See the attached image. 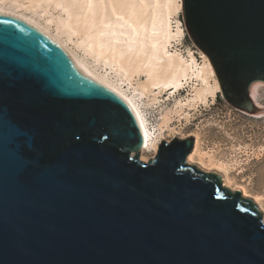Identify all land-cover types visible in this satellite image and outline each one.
I'll return each mask as SVG.
<instances>
[{
	"label": "water",
	"instance_id": "95a60500",
	"mask_svg": "<svg viewBox=\"0 0 264 264\" xmlns=\"http://www.w3.org/2000/svg\"><path fill=\"white\" fill-rule=\"evenodd\" d=\"M182 16L222 97L256 115L264 0H182ZM0 133V264H264L262 212L187 163L193 137L142 162L130 106L4 15Z\"/></svg>",
	"mask_w": 264,
	"mask_h": 264
},
{
	"label": "bare ground",
	"instance_id": "6f19581e",
	"mask_svg": "<svg viewBox=\"0 0 264 264\" xmlns=\"http://www.w3.org/2000/svg\"><path fill=\"white\" fill-rule=\"evenodd\" d=\"M53 11H59L58 15L54 16ZM179 12H182V0H0V15L21 19L40 30L60 46L84 74L130 106L143 138L139 149L142 162H149L157 155L158 146L165 141L164 130L174 137L178 135L172 126L175 118L189 120L191 111L214 102L217 93H221L208 58L203 56V63L199 65L190 51L185 59L182 53L172 49L173 43L185 35L180 20L173 27L172 19ZM67 41L82 49L84 55L93 59L94 65L102 64L110 71L104 68L102 72L98 65L89 66ZM189 83L192 95L186 101L175 99V107L161 108L162 103L172 100L171 97ZM261 86L264 84L257 88ZM165 95L167 97L161 100ZM152 108L162 111L158 128L150 125L147 118ZM190 136L194 138V146L187 163L219 174L223 185L231 188L230 175L239 161L234 159L230 163L217 159L215 151L201 148L198 133ZM148 151H151L150 156ZM233 189L263 209V197L251 196L242 185Z\"/></svg>",
	"mask_w": 264,
	"mask_h": 264
},
{
	"label": "rangeland",
	"instance_id": "374dc122",
	"mask_svg": "<svg viewBox=\"0 0 264 264\" xmlns=\"http://www.w3.org/2000/svg\"><path fill=\"white\" fill-rule=\"evenodd\" d=\"M52 13L57 16L59 11H53ZM179 20L181 21L180 25L185 29V35L180 41L173 43L172 49L182 53L185 59L190 55V51L200 65L203 63V56L208 57L190 39L182 12L176 14L174 19H172L173 27L175 28L176 22ZM54 28L52 27L53 32H55ZM67 42L79 57H83L84 61L87 60L85 62L89 66L98 65V63L94 65L93 59L84 55L85 53L82 52V49L75 48L76 46L70 41ZM98 66L102 72H105L106 68L108 69V67H102V64ZM190 85L191 83L187 84L180 92L172 96V100L162 103L161 108L165 106L169 108L171 106L175 107V99H177L176 101H186L192 95V85ZM255 94L256 96L252 95V100L256 106V110H254L256 115L232 107L220 93H217L214 102L210 101L207 105H201L197 110L191 111L189 120L183 117L180 120L175 118L172 126L176 128L178 135L174 137L170 131L164 130L163 138L165 142H170L177 138L185 139L195 132L200 136L201 148L215 151L217 159L230 163L232 160L237 159L239 163L234 166L235 169L231 172L230 179L232 184L231 188H228L234 191V187L242 185L251 196L260 195L263 197V209L259 208L264 215V86L258 87ZM166 97L167 95L162 96L160 99L164 100ZM161 112L157 108L148 110L147 118L150 121V125L157 127L160 123ZM188 121L190 122L188 123ZM247 151L248 153L246 154ZM146 153L150 156L151 151ZM257 153L261 154L256 156L255 154ZM255 157H258V159H255Z\"/></svg>",
	"mask_w": 264,
	"mask_h": 264
},
{
	"label": "snow or ice",
	"instance_id": "6c2138e0",
	"mask_svg": "<svg viewBox=\"0 0 264 264\" xmlns=\"http://www.w3.org/2000/svg\"><path fill=\"white\" fill-rule=\"evenodd\" d=\"M221 83H223V82H221ZM0 134H2V133H0Z\"/></svg>",
	"mask_w": 264,
	"mask_h": 264
}]
</instances>
